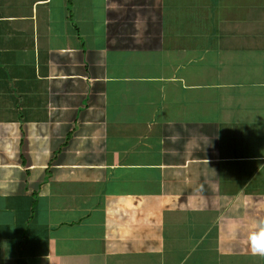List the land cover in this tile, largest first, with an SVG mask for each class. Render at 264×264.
I'll return each mask as SVG.
<instances>
[{"label": "crops", "instance_id": "0c3cea01", "mask_svg": "<svg viewBox=\"0 0 264 264\" xmlns=\"http://www.w3.org/2000/svg\"><path fill=\"white\" fill-rule=\"evenodd\" d=\"M264 0H0V264H264Z\"/></svg>", "mask_w": 264, "mask_h": 264}, {"label": "clouds", "instance_id": "9594fccd", "mask_svg": "<svg viewBox=\"0 0 264 264\" xmlns=\"http://www.w3.org/2000/svg\"><path fill=\"white\" fill-rule=\"evenodd\" d=\"M253 254L264 255V217L258 219L247 235Z\"/></svg>", "mask_w": 264, "mask_h": 264}]
</instances>
